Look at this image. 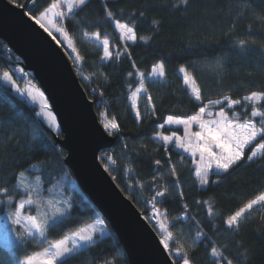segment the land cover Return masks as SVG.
<instances>
[{
	"label": "trees",
	"instance_id": "1",
	"mask_svg": "<svg viewBox=\"0 0 264 264\" xmlns=\"http://www.w3.org/2000/svg\"><path fill=\"white\" fill-rule=\"evenodd\" d=\"M57 1L27 0L22 5L36 16ZM114 22L130 27L135 42L122 39ZM65 31L90 79L89 84L83 81L69 56L99 119L106 110L117 124L115 144L100 151L99 159L123 193L145 217L156 209L191 264H264V200L237 227L227 224L230 216L264 193V151L250 159L264 135L239 162L211 174L206 186L198 184L191 157L155 139L181 131L165 125L169 117L190 118L206 104L225 98L239 104L230 108L225 102L217 108L229 115L236 112L238 120L264 119V100L255 105L247 101L254 93L264 94V0H87L65 19ZM95 34L109 42L107 62L101 48L85 38ZM18 64L21 59L0 40V70L12 74ZM160 64L164 80L145 81L152 107L145 111V103L140 105L138 119L129 97ZM182 72L192 76L200 101L185 85ZM255 109L262 117L252 115ZM37 113L0 79V199H14L15 210V202L29 194L18 188L19 176L37 175L46 194L60 184L71 209L47 227L44 244L24 233L23 247L0 243V264H19L21 258L102 217L65 164L66 152L54 132ZM108 227L107 236L57 264H129Z\"/></svg>",
	"mask_w": 264,
	"mask_h": 264
},
{
	"label": "rangeland",
	"instance_id": "2",
	"mask_svg": "<svg viewBox=\"0 0 264 264\" xmlns=\"http://www.w3.org/2000/svg\"><path fill=\"white\" fill-rule=\"evenodd\" d=\"M10 1L16 6H22V2H26L27 0ZM86 2L87 0H59L53 2L36 16L28 12L27 14L42 26L59 45L63 46L65 52L73 60L80 77L86 84H89V77L80 68L82 60L76 52L71 38L65 31V19ZM115 24V28L120 32L122 39L128 42H135V35L130 27L119 22H114ZM90 37V42L97 43L103 51V56L105 57H102V60L109 61L111 50L107 39H102L96 34ZM181 75L192 96L200 101V91L192 76L184 72ZM0 79L19 98L36 107L38 117L54 133L60 132L57 118L43 90L38 86L34 76L32 77L30 72L25 71L21 64L15 66L14 73L12 74L0 70ZM147 79L163 81V66L161 64L157 65L150 77H143L142 82L129 97L130 105L138 119L141 113L139 109L140 105L145 103V107L147 108L145 111H149L152 107L151 99L145 96V81ZM89 88L91 93H93V87L90 86ZM262 100H264V94L261 93H254L247 97V101L253 105ZM225 102L227 107L230 108L239 104L237 101L225 98L206 104L197 114L190 118L169 117L165 125L180 128L181 131L172 132L169 135L158 134L155 136V139L159 142L166 146L171 145L184 155L192 158L193 166L195 167L194 174L200 186H206L211 174L223 173L239 162L243 158L245 150L256 139L264 135V119H261L258 123L255 121H240L238 120L239 115L236 112L229 115L227 112L217 108L218 105ZM103 113L100 115L101 123L104 129L110 135H113L117 131V124L114 119ZM252 115L254 117H262L263 113L255 109ZM263 151L264 142L254 148L250 159L260 156ZM17 186L20 190L26 191L29 194H27L26 198L15 202L17 205L15 210L11 208L14 199L8 197L0 199V243L11 249H15L18 246L23 247L25 243L22 234L24 233L34 243L39 245L44 244L48 241L47 227L69 213L71 209L70 200L65 195L64 189L60 184L53 185L46 194L40 177L37 175L21 174ZM157 195L160 194L157 193ZM263 200L264 193L250 202L246 207L230 216L227 219V224L231 227H237L245 214L250 209L259 207ZM3 203L6 206L2 210ZM151 212L153 214L151 220H153L154 216L157 218L158 227L155 230L163 246L172 259L173 257L181 259L179 262L173 259L174 262L177 264H191L184 257L183 252L178 246L179 243L169 231L168 225L165 222L162 223L156 209H152ZM145 219L150 221V217H145ZM108 234V223L101 217L95 222L80 227L61 240L47 245L38 252L21 258L19 264H57L63 258L79 253L94 244L98 238H103Z\"/></svg>",
	"mask_w": 264,
	"mask_h": 264
},
{
	"label": "water",
	"instance_id": "3",
	"mask_svg": "<svg viewBox=\"0 0 264 264\" xmlns=\"http://www.w3.org/2000/svg\"><path fill=\"white\" fill-rule=\"evenodd\" d=\"M0 40L43 90L60 126L54 140L66 152L65 164L116 233L129 264H175L157 231L100 162V151L111 148L117 136L104 129L62 46L27 14L25 5L9 0H0Z\"/></svg>",
	"mask_w": 264,
	"mask_h": 264
},
{
	"label": "built area",
	"instance_id": "4",
	"mask_svg": "<svg viewBox=\"0 0 264 264\" xmlns=\"http://www.w3.org/2000/svg\"><path fill=\"white\" fill-rule=\"evenodd\" d=\"M106 104H107V102H106ZM104 112L107 113L106 110H104ZM152 216H153V214H152V212H151V214L148 216V218L150 217L151 225H152V227H153L154 229H156V227H158L157 218L154 216V217L152 218L153 220H151V217H152ZM152 222H153V223H152Z\"/></svg>",
	"mask_w": 264,
	"mask_h": 264
},
{
	"label": "crops",
	"instance_id": "5",
	"mask_svg": "<svg viewBox=\"0 0 264 264\" xmlns=\"http://www.w3.org/2000/svg\"><path fill=\"white\" fill-rule=\"evenodd\" d=\"M115 26H116V24H115ZM91 35H86L85 36V38H86V40H88V41H90V39H91V37H90ZM97 44V43H96ZM98 45V44H97ZM103 57H105V56H103ZM104 62H107L108 60H103Z\"/></svg>",
	"mask_w": 264,
	"mask_h": 264
},
{
	"label": "bare ground",
	"instance_id": "6",
	"mask_svg": "<svg viewBox=\"0 0 264 264\" xmlns=\"http://www.w3.org/2000/svg\"><path fill=\"white\" fill-rule=\"evenodd\" d=\"M111 118V117H110ZM112 119V118H111Z\"/></svg>",
	"mask_w": 264,
	"mask_h": 264
}]
</instances>
